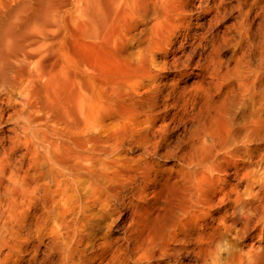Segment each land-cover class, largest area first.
Instances as JSON below:
<instances>
[{"label": "rangeland", "instance_id": "1", "mask_svg": "<svg viewBox=\"0 0 264 264\" xmlns=\"http://www.w3.org/2000/svg\"><path fill=\"white\" fill-rule=\"evenodd\" d=\"M142 1L95 136L0 146L8 264H264V0ZM222 102L236 143L200 161Z\"/></svg>", "mask_w": 264, "mask_h": 264}, {"label": "bare ground", "instance_id": "2", "mask_svg": "<svg viewBox=\"0 0 264 264\" xmlns=\"http://www.w3.org/2000/svg\"><path fill=\"white\" fill-rule=\"evenodd\" d=\"M139 7V0H0V146L36 139L44 152L62 153L94 137L106 104L120 100V35L125 23L134 25ZM234 110L217 105L205 129L210 143L193 146L200 161L236 143ZM6 240L1 236L0 264H8Z\"/></svg>", "mask_w": 264, "mask_h": 264}]
</instances>
